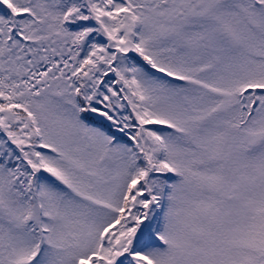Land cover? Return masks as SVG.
Listing matches in <instances>:
<instances>
[{
    "label": "snow or ice",
    "instance_id": "snow-or-ice-1",
    "mask_svg": "<svg viewBox=\"0 0 264 264\" xmlns=\"http://www.w3.org/2000/svg\"><path fill=\"white\" fill-rule=\"evenodd\" d=\"M0 264H264V0H0Z\"/></svg>",
    "mask_w": 264,
    "mask_h": 264
}]
</instances>
